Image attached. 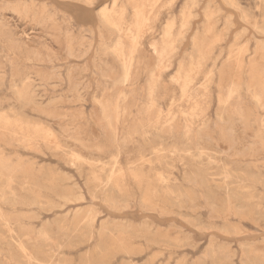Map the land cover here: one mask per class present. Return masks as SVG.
<instances>
[{
  "label": "rangeland",
  "instance_id": "374dc122",
  "mask_svg": "<svg viewBox=\"0 0 264 264\" xmlns=\"http://www.w3.org/2000/svg\"><path fill=\"white\" fill-rule=\"evenodd\" d=\"M0 264H264V0H0Z\"/></svg>",
  "mask_w": 264,
  "mask_h": 264
},
{
  "label": "bare ground",
  "instance_id": "6f19581e",
  "mask_svg": "<svg viewBox=\"0 0 264 264\" xmlns=\"http://www.w3.org/2000/svg\"><path fill=\"white\" fill-rule=\"evenodd\" d=\"M104 10V9H103ZM109 11H110V9H109ZM98 13V12H97ZM141 14V13H140ZM100 15V14H99ZM99 17V16H98ZM102 17H103V19L105 20V21H108L109 19H108V10H104L103 12H102ZM96 19V18H95ZM93 21V20H92ZM113 28V27H112ZM117 30V29H116ZM64 41V40H63ZM79 109V108H78ZM91 110H93V109H91ZM101 115V114H100ZM105 115H106V113H105ZM104 115V116H105ZM103 116V117H104ZM102 119H104V118H102ZM104 121V120H103ZM19 123V122H18ZM107 126V125H106ZM105 128H107V127H105ZM156 130V129H155ZM94 132V131H93ZM94 135H96V132H95V134ZM95 137H97V136H95ZM172 149V148H171ZM187 149V148H186ZM151 151V150H150ZM195 169H196V167H195ZM206 173V172H205ZM223 182V181H222ZM231 183H233V182H231ZM167 189V188H166ZM210 190V189H209ZM230 190V189H229ZM106 193V192H105ZM207 195V194H206ZM210 196V195H209ZM228 196V195H227ZM110 200V199H109ZM192 200V199H191ZM213 204V203H212ZM95 251V250H94ZM100 253V252H99ZM117 255V254H116ZM113 256V255H112ZM114 256H115V254H114ZM107 257V256H106ZM100 258V257H99ZM99 261V260H98Z\"/></svg>",
  "mask_w": 264,
  "mask_h": 264
}]
</instances>
